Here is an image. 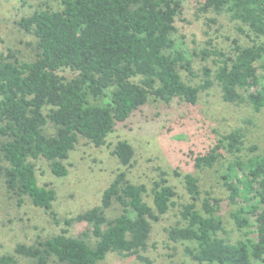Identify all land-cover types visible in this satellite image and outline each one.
Instances as JSON below:
<instances>
[{
    "label": "trees",
    "instance_id": "obj_1",
    "mask_svg": "<svg viewBox=\"0 0 264 264\" xmlns=\"http://www.w3.org/2000/svg\"><path fill=\"white\" fill-rule=\"evenodd\" d=\"M56 1L19 23L33 38L31 58L0 49V174L18 206L29 199L59 221L52 213L57 191L40 183L36 162L67 176L65 161L81 140L105 146L150 103L196 105L200 93L218 86L225 103L264 110V0H199V12L216 15L205 23L199 49L198 37L190 45L181 32L190 24L185 0ZM222 15L242 36L229 50L220 29L211 27ZM196 59L209 64L197 72ZM246 128L217 136L206 153L193 156L199 174L175 171L186 202H178L181 195L164 171L150 189L121 171L101 205L65 219L66 228L50 238L18 244L0 264H17L19 257L30 264H105L110 254L153 264L146 252L154 225L171 212L178 219L166 229L168 239L184 245L192 261L264 264V153L246 145ZM112 155L128 168L135 150L123 140ZM207 172L218 177L225 197L203 189L200 173ZM114 204L122 213L109 218ZM226 213L243 232L236 243L225 236ZM75 224L87 229L72 234Z\"/></svg>",
    "mask_w": 264,
    "mask_h": 264
},
{
    "label": "rangeland",
    "instance_id": "obj_2",
    "mask_svg": "<svg viewBox=\"0 0 264 264\" xmlns=\"http://www.w3.org/2000/svg\"><path fill=\"white\" fill-rule=\"evenodd\" d=\"M46 4L55 7L57 1L0 0V49L10 47L19 52L21 58H31L34 54L33 38L19 23L40 5ZM184 4L190 24H184L186 30L181 32L187 36L190 45L191 40L198 37L196 47L199 49L204 45V32L208 27L205 23L216 15L199 12V0H185ZM211 27L220 29L223 33L221 45L228 48L227 50L232 39L242 37L226 15L218 17L217 23ZM203 64L208 65L209 62L203 63L196 59L195 70L198 72ZM193 83L199 84L200 79H195ZM241 126L247 127L246 145L256 144L260 152L264 153V110L256 113L246 105L225 103L220 88L213 86L200 93L196 105L174 102L165 106L150 103L126 125H121L111 134L103 147L98 148L89 141L81 140L65 161L68 169L65 177L54 176L47 161L36 162L40 183L50 185L57 191L52 213L59 221L49 212L36 208L29 199L22 206H18L17 200L9 195L6 182L0 174V257L14 255L18 244H35L38 240L60 233L66 228L65 219L101 205L105 189L121 171H127L133 183L145 184L149 189L164 171L169 183L181 195L182 199L178 202H186L189 197L184 190L183 177L178 178L175 171L199 174L192 169L193 156L206 153L214 145L217 136L230 133ZM47 132L53 134L54 128L51 124ZM123 140L129 142L135 150L132 165L128 168L121 166L112 155L113 147ZM200 177L203 189H213L219 197L226 196L214 172L200 173ZM149 202L152 204L150 199ZM121 213L122 209L118 204H114L107 211L109 218ZM226 214L225 236L236 243L242 238L243 232L235 226L232 213ZM177 219L174 212H171L154 225L146 252L153 264H199L185 254L184 245L168 239L166 229L174 225ZM86 229V226L78 224L69 228L75 235H81ZM104 263L142 264L136 258H124L117 254H110ZM17 264L30 262L19 257Z\"/></svg>",
    "mask_w": 264,
    "mask_h": 264
}]
</instances>
